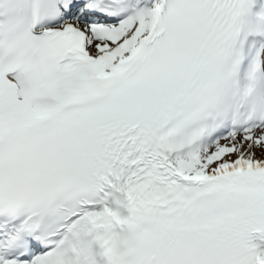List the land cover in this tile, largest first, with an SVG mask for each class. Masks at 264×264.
Segmentation results:
<instances>
[{"label":"snow or ice","instance_id":"1","mask_svg":"<svg viewBox=\"0 0 264 264\" xmlns=\"http://www.w3.org/2000/svg\"><path fill=\"white\" fill-rule=\"evenodd\" d=\"M0 264H264V0H0Z\"/></svg>","mask_w":264,"mask_h":264}]
</instances>
